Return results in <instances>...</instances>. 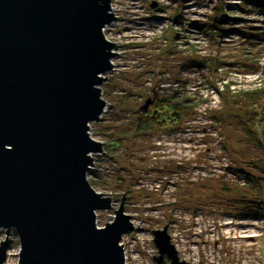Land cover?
Listing matches in <instances>:
<instances>
[{
	"label": "rangeland",
	"instance_id": "obj_1",
	"mask_svg": "<svg viewBox=\"0 0 264 264\" xmlns=\"http://www.w3.org/2000/svg\"><path fill=\"white\" fill-rule=\"evenodd\" d=\"M256 1L263 6L110 0L115 19L102 35L119 47L87 131L104 154H91L86 178L111 199L95 212L98 228L123 194L132 223L119 240L124 264H156L152 231L162 227L178 261L264 264V0ZM165 97L198 106L176 128L150 131L139 109ZM8 240L3 264H16L13 230Z\"/></svg>",
	"mask_w": 264,
	"mask_h": 264
},
{
	"label": "water",
	"instance_id": "obj_2",
	"mask_svg": "<svg viewBox=\"0 0 264 264\" xmlns=\"http://www.w3.org/2000/svg\"><path fill=\"white\" fill-rule=\"evenodd\" d=\"M110 3L0 0V264L10 230L16 264H124L119 240L132 223L123 194L113 221L98 228L95 212L111 199L86 178L91 154L103 153L87 134L105 106L98 86L119 47L102 35L115 19ZM152 236L156 264H187L165 227Z\"/></svg>",
	"mask_w": 264,
	"mask_h": 264
},
{
	"label": "trees",
	"instance_id": "obj_3",
	"mask_svg": "<svg viewBox=\"0 0 264 264\" xmlns=\"http://www.w3.org/2000/svg\"><path fill=\"white\" fill-rule=\"evenodd\" d=\"M254 4L263 6L262 2L251 0ZM209 27H212L211 25ZM264 67V66H263ZM264 69V68H263ZM264 99V93L257 101ZM198 105L191 98L183 99L182 97L165 99H155L154 103L143 110L141 123L150 131H165L167 128H176L184 117L193 113ZM166 111L169 112L165 116ZM165 117V118H163ZM261 210L264 212V201L259 203Z\"/></svg>",
	"mask_w": 264,
	"mask_h": 264
},
{
	"label": "flooded vegetation",
	"instance_id": "obj_4",
	"mask_svg": "<svg viewBox=\"0 0 264 264\" xmlns=\"http://www.w3.org/2000/svg\"><path fill=\"white\" fill-rule=\"evenodd\" d=\"M166 263H167V262H166V260H165V258H164L161 264H166Z\"/></svg>",
	"mask_w": 264,
	"mask_h": 264
},
{
	"label": "bare ground",
	"instance_id": "obj_5",
	"mask_svg": "<svg viewBox=\"0 0 264 264\" xmlns=\"http://www.w3.org/2000/svg\"><path fill=\"white\" fill-rule=\"evenodd\" d=\"M113 11V8L112 7H110V12H112Z\"/></svg>",
	"mask_w": 264,
	"mask_h": 264
}]
</instances>
